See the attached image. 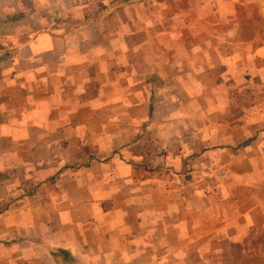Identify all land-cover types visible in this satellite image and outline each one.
Instances as JSON below:
<instances>
[{"label": "crops", "instance_id": "obj_1", "mask_svg": "<svg viewBox=\"0 0 264 264\" xmlns=\"http://www.w3.org/2000/svg\"><path fill=\"white\" fill-rule=\"evenodd\" d=\"M12 1L0 264H264V0Z\"/></svg>", "mask_w": 264, "mask_h": 264}, {"label": "rangeland", "instance_id": "obj_2", "mask_svg": "<svg viewBox=\"0 0 264 264\" xmlns=\"http://www.w3.org/2000/svg\"><path fill=\"white\" fill-rule=\"evenodd\" d=\"M14 2H15L14 0L11 2L13 5H10L9 8H13L15 6ZM23 6L25 10L24 18L26 17V15L28 16V18H30V14L32 13L35 14L34 16L35 19L33 21L31 19H25L22 22L18 23V25L21 26V28L19 27V29L23 31V33L25 34L24 36L28 35L26 34L28 32H29V35L31 34V36H33L35 33H39V34L53 33L54 34L53 30H56L55 31L56 33L58 32L60 27H62L63 29L62 25L64 23L62 22L63 21L62 16L57 17L58 20L56 19L55 21H53L52 16L55 14V11L57 10V8L54 9V7H50V6H39V7L33 8L29 2H26V0ZM13 15H16V14H13ZM8 18L10 20L13 17H8ZM29 35L27 37H29Z\"/></svg>", "mask_w": 264, "mask_h": 264}]
</instances>
